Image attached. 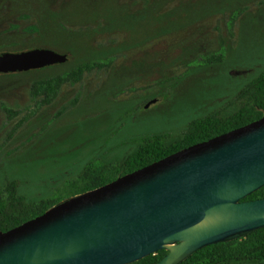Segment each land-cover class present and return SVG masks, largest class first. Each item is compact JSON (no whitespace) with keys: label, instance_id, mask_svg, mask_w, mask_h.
<instances>
[{"label":"rangeland","instance_id":"1","mask_svg":"<svg viewBox=\"0 0 264 264\" xmlns=\"http://www.w3.org/2000/svg\"><path fill=\"white\" fill-rule=\"evenodd\" d=\"M36 48L68 61L0 74V190L15 181L28 201L58 204L89 165L117 166L227 108L264 71V0H0V53ZM110 59L38 107L35 81Z\"/></svg>","mask_w":264,"mask_h":264},{"label":"water","instance_id":"2","mask_svg":"<svg viewBox=\"0 0 264 264\" xmlns=\"http://www.w3.org/2000/svg\"><path fill=\"white\" fill-rule=\"evenodd\" d=\"M68 61L49 49L0 53V74ZM264 117L173 153L0 232V264H180L264 228Z\"/></svg>","mask_w":264,"mask_h":264},{"label":"trees","instance_id":"3","mask_svg":"<svg viewBox=\"0 0 264 264\" xmlns=\"http://www.w3.org/2000/svg\"><path fill=\"white\" fill-rule=\"evenodd\" d=\"M156 3L160 0H154ZM157 5L146 7L141 14L154 13ZM130 10L136 17L137 11ZM29 33H38L39 26L32 23L25 29ZM211 62L219 60L210 56ZM209 61V59H208ZM110 61H85L62 74L35 81L32 95L38 107L50 106L58 98L66 84L81 83L87 74L97 70L109 69ZM264 117V71L247 84L228 103L227 108L218 109L191 122L177 139L165 135H154L143 141L133 153L117 166L89 165L80 177V184L75 188L74 196L102 187L119 177L159 161L173 153L197 143L207 141L234 129L248 125ZM264 198V187L248 196L243 201ZM57 202L42 200L30 202L19 194V184L11 181L0 190V232H7L23 223L34 219L55 206ZM162 250L133 264H155L164 258ZM180 264H264V228L251 232L242 238L204 247Z\"/></svg>","mask_w":264,"mask_h":264},{"label":"flooded vegetation","instance_id":"4","mask_svg":"<svg viewBox=\"0 0 264 264\" xmlns=\"http://www.w3.org/2000/svg\"><path fill=\"white\" fill-rule=\"evenodd\" d=\"M168 253V251H166V254Z\"/></svg>","mask_w":264,"mask_h":264}]
</instances>
